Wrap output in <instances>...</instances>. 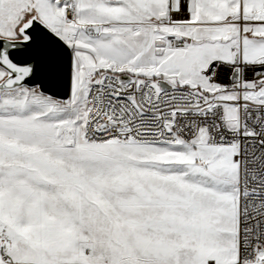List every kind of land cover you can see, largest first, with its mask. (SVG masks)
Returning a JSON list of instances; mask_svg holds the SVG:
<instances>
[{
  "label": "snow or ice",
  "instance_id": "obj_1",
  "mask_svg": "<svg viewBox=\"0 0 264 264\" xmlns=\"http://www.w3.org/2000/svg\"><path fill=\"white\" fill-rule=\"evenodd\" d=\"M0 264H264V0H0Z\"/></svg>",
  "mask_w": 264,
  "mask_h": 264
}]
</instances>
